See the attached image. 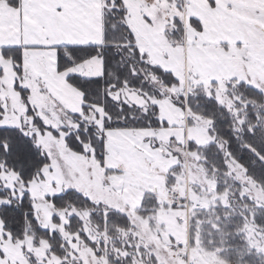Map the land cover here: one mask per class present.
Listing matches in <instances>:
<instances>
[{"label":"rangeland","instance_id":"obj_1","mask_svg":"<svg viewBox=\"0 0 264 264\" xmlns=\"http://www.w3.org/2000/svg\"><path fill=\"white\" fill-rule=\"evenodd\" d=\"M122 1L126 15L120 24L134 34L139 52L132 74L156 91L127 80L105 93L151 114L156 126L109 128L104 107L86 103L69 84L72 73L102 77V58L58 71V48L105 43V19L118 10L116 0H87L71 30H0V99L10 100L0 124L17 126L29 137L35 133L49 158L28 183L3 167L0 187L9 197L0 202L20 201L28 193L41 227L58 233L63 250L58 256L46 240L31 236L14 240L0 220V264H264V189L213 134V120L189 105L200 93L216 100L241 132L248 102L238 86L264 93V0ZM13 46L23 50L6 51ZM149 66L173 73L178 84L166 87ZM16 81L30 91L14 88ZM26 101L34 106L27 115ZM33 115L48 127L32 123ZM90 130L106 143L102 157L83 142L82 133ZM72 139L78 150L70 147ZM213 143L225 155V172L206 166L202 149ZM70 190L106 212L126 215L131 227L111 234L92 211L58 209L50 201ZM73 217L79 219L74 227Z\"/></svg>","mask_w":264,"mask_h":264},{"label":"trees","instance_id":"obj_2","mask_svg":"<svg viewBox=\"0 0 264 264\" xmlns=\"http://www.w3.org/2000/svg\"><path fill=\"white\" fill-rule=\"evenodd\" d=\"M116 4L118 10L109 13L105 19V43L101 46L88 45L85 48L73 46L58 48V71L63 73L77 63L86 62L96 57L102 58L104 74L99 78V83L80 75H71L67 78L69 84L83 93L86 103L100 104L104 107L109 117L106 119V126L109 128L141 129L150 127L152 123L156 126L158 122L151 114L144 113L141 109L127 104L116 103L105 93L109 86L122 87L123 82L127 80H132V86L135 88L152 94H155L156 91L142 76L136 77L132 74L131 67L135 63L134 57H139V52L134 44V34L126 25L120 24L126 15L123 1L116 0ZM5 49L17 54L23 50L19 46L6 47ZM14 63L16 68H20L23 64L21 56ZM149 67L166 87L170 88L178 84V79L173 73L159 67ZM238 89L246 99L245 101L248 102L247 121L242 126L241 132L235 129L236 121L233 116L216 100L200 93L191 96L189 105L194 112L213 120V134L225 143L230 155L241 163L248 175L264 189V93L245 83H241ZM19 130L22 131L20 128ZM93 133V130H90L89 133H82L83 142H91L96 148V153L102 157L106 143L94 138ZM8 135L9 133L6 132L4 137H0V142L4 144V150L0 151V173L3 167H6L19 174L20 178L28 183L40 174L43 167L48 165L49 158L40 148L38 151L28 148V142L24 140H19L10 147L6 139ZM72 140L69 142L70 147L78 150V147H75L77 144L75 139ZM31 143L36 144L34 138ZM79 147L81 146L79 145ZM202 152L205 154L206 166L210 171H227L225 155L216 143L203 148ZM8 197L9 192L0 187V200ZM50 201L58 209L76 208L82 211H92L93 216L100 217L101 226L109 228L111 234L116 233L117 228L129 229L131 227L126 215L110 209L106 212L74 190L53 196ZM0 205H7L0 206V220L4 230L14 240H22L27 236L34 237L37 241L44 239L51 245L53 253L58 256L63 255L60 236L57 232L51 233L41 227L28 193L20 201H12L10 204L0 202ZM76 223H79V219L73 217L71 219L72 227Z\"/></svg>","mask_w":264,"mask_h":264},{"label":"snow or ice","instance_id":"obj_3","mask_svg":"<svg viewBox=\"0 0 264 264\" xmlns=\"http://www.w3.org/2000/svg\"><path fill=\"white\" fill-rule=\"evenodd\" d=\"M87 0H0V30L7 29L11 31L13 28L20 27L21 30H28L34 32L37 26H51L53 28L71 30L77 24V13L86 8ZM88 45H74L75 48H85ZM15 67V66H14ZM4 68L0 65V75L3 74ZM19 72L20 68H16ZM70 75H78L72 73ZM86 79L95 80L99 83V78L88 77ZM5 87L0 83V88ZM14 88H19L22 92L30 91L25 85L16 81L13 85ZM27 109L25 114L32 113L34 106L30 101H26ZM10 100L8 97L0 99V120H3L8 112ZM15 111V109H12ZM24 127L27 122L23 121ZM32 123H39L44 125L40 117L33 115ZM9 133L6 137L9 146L11 147L19 140H24L27 147L38 151L39 146L31 143L35 136L29 137L27 133L19 130L17 126L0 124V137H4V133ZM4 150V144L0 142V151ZM34 154V153H33ZM43 174L41 173V176ZM7 206V205H0Z\"/></svg>","mask_w":264,"mask_h":264},{"label":"built area","instance_id":"obj_4","mask_svg":"<svg viewBox=\"0 0 264 264\" xmlns=\"http://www.w3.org/2000/svg\"><path fill=\"white\" fill-rule=\"evenodd\" d=\"M173 193H174V192H173L172 190L169 191V194H170L171 196H173V195H172ZM173 201H175L174 203L177 205V204L180 202V196H178L177 194L174 195Z\"/></svg>","mask_w":264,"mask_h":264},{"label":"crops","instance_id":"obj_5","mask_svg":"<svg viewBox=\"0 0 264 264\" xmlns=\"http://www.w3.org/2000/svg\"><path fill=\"white\" fill-rule=\"evenodd\" d=\"M104 39H105V34H104ZM155 199V198H154Z\"/></svg>","mask_w":264,"mask_h":264}]
</instances>
